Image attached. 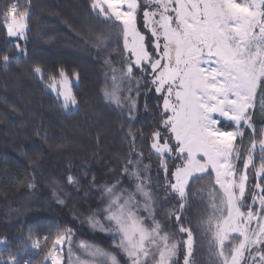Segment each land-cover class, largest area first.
Segmentation results:
<instances>
[{"label": "snow or ice", "instance_id": "6c2138e0", "mask_svg": "<svg viewBox=\"0 0 264 264\" xmlns=\"http://www.w3.org/2000/svg\"><path fill=\"white\" fill-rule=\"evenodd\" d=\"M18 5L19 0L4 4L0 28L9 38L24 40L29 11ZM90 8L100 23L117 30L98 37L96 46L109 48L113 39L122 43L120 66L106 61L111 75L101 90L103 98L131 114L137 106L131 85H137L138 96L143 80L162 101L161 127L153 130L150 149L165 174V191L175 193L183 209L192 184L209 179L200 217L209 264H264V129L258 132L252 123L257 107L264 113V0H91ZM14 47L16 55L0 51L5 68L26 56L19 43ZM32 74L47 78L62 108L78 104L63 70L58 78L35 65ZM246 129L249 146L242 154L237 145ZM128 136L131 147L122 173L133 181L131 190L119 181L105 184L100 206L88 215L89 225L107 233L118 251L76 241L73 229L63 226L46 261L179 264L182 254V264H198L193 231L182 217L172 214L183 237L156 218L149 165L136 151L135 134L129 131ZM67 181L77 183L73 176ZM32 247L39 248V241ZM0 264L18 262L10 256Z\"/></svg>", "mask_w": 264, "mask_h": 264}, {"label": "trees", "instance_id": "16d2710c", "mask_svg": "<svg viewBox=\"0 0 264 264\" xmlns=\"http://www.w3.org/2000/svg\"><path fill=\"white\" fill-rule=\"evenodd\" d=\"M6 2L15 0H0V10ZM90 5L91 0H19L18 6L29 11L26 56L7 68L0 58V239L5 240L0 261L10 256L18 264L41 261L52 236L63 226L73 229L76 241L87 240L117 252L107 233L89 225L88 215L100 206L105 184L119 181L131 190L133 181L122 169L132 131L136 151L143 153V164L149 165L156 218L166 230L183 237L172 214L180 215L184 226L193 231L198 264H209L200 221L206 205L202 188L209 179L192 184L183 209L177 196L165 191V174L150 149L152 132L161 127L162 101L143 80L138 96L137 85H131L137 100L131 114L103 98L101 90L111 75L106 61L120 66L122 43L113 39L109 48L96 46L98 37L117 30L100 23ZM9 40L0 28V51L16 55L14 44L5 43ZM35 65L57 77L60 70L69 78L77 76L78 84L72 88L78 100L74 111H64L46 90V77L41 80L32 74ZM252 123L262 128L264 113L255 109ZM168 168L172 170V162ZM68 176L77 183L69 184ZM47 235L50 239L41 243ZM34 239L41 243L35 255ZM178 261L182 264V254Z\"/></svg>", "mask_w": 264, "mask_h": 264}, {"label": "rangeland", "instance_id": "374dc122", "mask_svg": "<svg viewBox=\"0 0 264 264\" xmlns=\"http://www.w3.org/2000/svg\"><path fill=\"white\" fill-rule=\"evenodd\" d=\"M8 37V36H7ZM9 38V37H8ZM11 41H12V43L15 45L16 43H19L21 46H22V48H23V45H24V42H25V39L24 40H17L15 37H13V38H9ZM18 51V50H17ZM58 78H59V76H58ZM69 80H70V82H71V84H72V88H73V86L74 85H77L78 84V78H77V76H74L73 78H69ZM44 86H45V88H46V90L47 91H49L50 93H52L53 95H54V97H55V99L57 100V98H56V93L54 92V91H52V90H50L49 88H47V86H46V81H45V83H44ZM73 92V91H72ZM58 103L60 104V102L58 101ZM162 105V104H161ZM76 107H77V105L76 106H74L71 110H66V109H64V111H66V112H68V111H74L75 109H76ZM256 109H258L259 110V107H257ZM260 111V110H259ZM261 112V111H260ZM261 129H264V126L262 127V128H260V129H257V131L259 132ZM248 132V133H247ZM249 134H250V130H245V136H244V138H243V143L241 144V143H239V141H238V147L240 148V151H241V153L243 154V152H244V149L246 148V147H248L249 146V139H248V137H249ZM249 173H250V179H249V184H248V189H249V191H251V188H252V184L255 182L254 181V179H253V177H252V170L250 169L249 170ZM209 185V184H208ZM207 185V186H208ZM205 188H207L206 186H204L203 188H202V190L203 189H205ZM171 192V191H170ZM172 193V192H171ZM202 193H203V200H206V203H207V192L206 191H202ZM175 194V193H174ZM155 195V194H154ZM176 195V194H175ZM246 195H247V193H246ZM178 198V197H177ZM179 199V198H178ZM49 235H47V236H45V237H48ZM55 236H56V233L52 236L53 238L52 239H54L55 238ZM45 237H43L42 239H41V243H43L44 241H45ZM39 241V244H41L40 243V240L39 239H34L33 240V243L35 242V241ZM0 241H4L5 242V240H2V239H0ZM33 243H32V245H33ZM51 244H52V242H51ZM32 245H31V247H32ZM5 246V243H0V249L1 248H3ZM41 246V245H40ZM50 248H51V246H50ZM49 248V249H50ZM39 249H40V247L39 248H34V247H32V254L33 255H35L36 253H38V251H39ZM49 251V250H48ZM47 254V253H46ZM64 255H65V258L67 257V250H66V248H65V252H64ZM77 255H81L82 256V258H84L83 257V254H81L80 252H79V250H77ZM45 257H46V255L44 256V258L41 260V261H38V262H32L33 264H51V262L50 261H46L45 260ZM30 259H28V260H26L25 262H27V264H31V262L29 261ZM25 264V263H24Z\"/></svg>", "mask_w": 264, "mask_h": 264}]
</instances>
